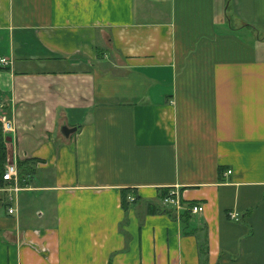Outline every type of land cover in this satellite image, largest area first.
<instances>
[{
	"label": "crops",
	"instance_id": "1",
	"mask_svg": "<svg viewBox=\"0 0 264 264\" xmlns=\"http://www.w3.org/2000/svg\"><path fill=\"white\" fill-rule=\"evenodd\" d=\"M221 3L0 0L5 170L35 162L0 264H264V0Z\"/></svg>",
	"mask_w": 264,
	"mask_h": 264
},
{
	"label": "built area",
	"instance_id": "2",
	"mask_svg": "<svg viewBox=\"0 0 264 264\" xmlns=\"http://www.w3.org/2000/svg\"><path fill=\"white\" fill-rule=\"evenodd\" d=\"M7 64H8V62L6 59L0 58V65H7ZM2 115H3V112L0 110V116H2ZM2 126H3L4 132L7 134H10L14 131V125H13L12 121H10V120L3 119L2 120ZM3 181L10 184V185H13L12 189L15 192L20 191V188H19V172H18V167L16 165H9L6 168L5 173L3 175ZM136 200L137 199L134 196L128 197V201L130 203H135ZM161 201H162L163 207H165L167 209H173L178 214H182L183 212L184 213L187 212L191 215H199L205 211V207L203 205L185 203L183 198H182V194L178 190V188L168 190L167 194L162 198ZM9 213L12 215V214H15L16 211L14 209H10ZM228 217H229V219L234 220V221L240 220L239 215L232 213V212L228 214Z\"/></svg>",
	"mask_w": 264,
	"mask_h": 264
},
{
	"label": "trees",
	"instance_id": "3",
	"mask_svg": "<svg viewBox=\"0 0 264 264\" xmlns=\"http://www.w3.org/2000/svg\"><path fill=\"white\" fill-rule=\"evenodd\" d=\"M8 163V151L6 147V139L3 137L2 132L0 131V171L3 175L5 173V167ZM34 160L20 161L18 162V170L21 182L23 181V176L33 173V164ZM167 192L161 193V198H163ZM123 206L126 207L128 205V191L123 192ZM137 201V200H136ZM187 213V212H186ZM184 213V214H186ZM189 214V213H187Z\"/></svg>",
	"mask_w": 264,
	"mask_h": 264
},
{
	"label": "water",
	"instance_id": "4",
	"mask_svg": "<svg viewBox=\"0 0 264 264\" xmlns=\"http://www.w3.org/2000/svg\"><path fill=\"white\" fill-rule=\"evenodd\" d=\"M77 131V129H70L68 127H64L63 128V133L64 135L67 137V136H70L72 133H75Z\"/></svg>",
	"mask_w": 264,
	"mask_h": 264
},
{
	"label": "rangeland",
	"instance_id": "5",
	"mask_svg": "<svg viewBox=\"0 0 264 264\" xmlns=\"http://www.w3.org/2000/svg\"><path fill=\"white\" fill-rule=\"evenodd\" d=\"M222 1V3H221V5H222V12H223V15H224V11H225V8L228 6V3H229V0H221Z\"/></svg>",
	"mask_w": 264,
	"mask_h": 264
}]
</instances>
